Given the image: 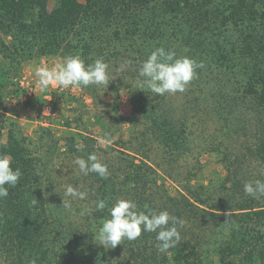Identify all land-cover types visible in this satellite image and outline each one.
Returning <instances> with one entry per match:
<instances>
[{
  "label": "trees",
  "instance_id": "16d2710c",
  "mask_svg": "<svg viewBox=\"0 0 264 264\" xmlns=\"http://www.w3.org/2000/svg\"><path fill=\"white\" fill-rule=\"evenodd\" d=\"M161 46L204 65L196 69L190 82L195 86H190V92L198 94L189 98L191 109L197 110L203 102L207 84L211 92L216 90L212 93L216 109L235 114L251 106L264 116V0H0V52L9 61V69H20L24 62L38 57L79 55L86 64L103 58L109 73L124 63L126 71L137 78L140 63ZM121 86L122 79L112 82L116 96ZM87 89L96 96L95 85ZM6 94L7 85L0 75V110L6 108ZM132 102L135 114L142 111L147 116L170 152L188 150L191 131L187 117L174 112L166 94L137 90ZM93 142L88 136L80 142L72 136L68 149L74 156L86 158L96 153ZM29 144L17 123L0 119V154L10 156L11 166L23 173L8 197L0 199V251L10 264H30L33 259L36 264H102L104 257L94 251L92 227L108 218V208L121 198L122 191L141 210L145 204L159 210L146 195L154 169L141 160L129 165L122 182H116L113 174L107 179L90 174L96 180L95 200H105L106 209L93 210L83 225L65 221L49 207L41 167ZM257 150L264 160V137ZM194 198L197 204L188 200V209L197 215L204 213V199ZM34 199L38 203L33 207L30 202ZM230 215L225 217L233 218ZM238 216L256 227L241 225L234 230L220 253L242 264H264V207H247ZM155 235L142 232L137 240L125 241L124 248L138 264H163L167 255L159 256ZM168 252L178 264L199 259L192 241L181 239Z\"/></svg>",
  "mask_w": 264,
  "mask_h": 264
},
{
  "label": "rangeland",
  "instance_id": "374dc122",
  "mask_svg": "<svg viewBox=\"0 0 264 264\" xmlns=\"http://www.w3.org/2000/svg\"><path fill=\"white\" fill-rule=\"evenodd\" d=\"M64 58L43 56L24 62L20 69H9V61L0 52V75L8 91L0 119L17 123L30 142L53 214L78 225L92 214L91 211L81 215L94 209L96 180L90 174L78 172L72 163L76 156L68 149L69 137L80 142L88 136L94 140L99 160L115 175L116 182L124 180L133 161L143 160L152 166L146 195L159 208L156 211L167 210L185 221L179 229L182 240L192 241L199 251V259L192 264H242L233 256L221 254L220 248L231 241L232 232L241 225L256 227L254 222L238 215L250 206L264 207V198L255 200L243 192L244 183L264 181V160L257 150L264 137V116L251 106L235 114L216 109L212 98L216 90L211 92L207 84L202 94L204 100L197 106L200 111L191 109L189 98L198 94L190 92V86L195 87L190 83L183 93L166 94L174 112L187 117L191 131L188 150L174 155L152 130L147 116L142 111L135 114L132 94L145 90L140 89L138 77L129 74L124 63L111 70L107 88L96 86V96L84 87L52 86L41 91L36 83V69H51L62 64ZM117 79H122L118 96L112 90V82ZM68 184L87 190L89 195L85 200H73L71 208L66 209L62 196ZM122 192L121 198L130 199L127 191ZM195 196L204 199V205L200 204L204 213L197 215L188 209V200L197 204ZM211 204L228 210L212 208ZM230 214L233 218L225 217ZM228 220L226 231L224 223ZM98 227H92L94 232ZM94 235V251L104 257L102 264H138L124 248L127 240L115 249L105 250L97 245ZM166 255L163 264H178L171 252ZM0 264H10L1 251Z\"/></svg>",
  "mask_w": 264,
  "mask_h": 264
},
{
  "label": "clouds",
  "instance_id": "9594fccd",
  "mask_svg": "<svg viewBox=\"0 0 264 264\" xmlns=\"http://www.w3.org/2000/svg\"><path fill=\"white\" fill-rule=\"evenodd\" d=\"M203 66L202 63H197L188 56H178L173 49L156 47L140 63L137 82L140 89H146L159 96L183 93L196 77V69ZM35 76L38 78L36 83L41 91H47L52 86L87 88L95 85L107 88L109 64L103 58H97L92 64H86L79 55H69L64 58L62 64L51 69L45 66L38 67ZM81 147L76 145L78 151ZM72 163L84 176L94 173L102 179H107L110 175L108 166L99 160L95 152L90 153L86 158L77 156ZM11 165L10 156L0 154V199L8 197L9 189L16 187L23 175L19 168L14 169ZM243 192L255 200L264 198V181L257 179L244 183ZM88 195V191L80 190L79 186L66 185L62 196L63 208H71L73 200H85ZM30 203L34 207L38 202L34 199ZM106 207L105 200L98 199L94 202V209H88L81 215L93 210L102 212ZM108 214V218L102 220L94 235L97 245L105 250L115 249L124 240L135 241L142 232L156 234L159 253L167 254L181 242L179 229L184 227L185 221L171 215L167 210L156 211L147 204L141 210L135 201L119 198L108 208ZM224 224L227 231L229 220ZM30 264H36V260H31Z\"/></svg>",
  "mask_w": 264,
  "mask_h": 264
}]
</instances>
